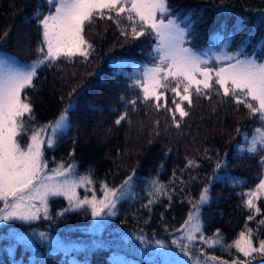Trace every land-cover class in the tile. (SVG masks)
<instances>
[{
  "label": "trees",
  "instance_id": "obj_1",
  "mask_svg": "<svg viewBox=\"0 0 264 264\" xmlns=\"http://www.w3.org/2000/svg\"><path fill=\"white\" fill-rule=\"evenodd\" d=\"M168 6L179 21L191 17L193 27L187 45L193 49L220 47L218 33L220 37L234 34L229 52L237 51L243 41L244 53H255L258 59H264V0H168ZM37 10L48 13L45 0H0V48L24 63L35 61L37 48L42 46V28L33 17ZM116 19L125 26L121 18ZM122 27L108 19L87 25L84 37L94 48L88 58L62 57L51 67H42L34 89L26 90L33 106V129L57 119L69 103L73 105L68 113L70 128L54 148L44 151L48 169L74 165L76 175H90L97 193L105 184L118 188L132 177L131 194L118 205L117 215L108 227L112 231L144 232L165 238L181 228L193 210L192 204L205 187H210V201L202 211L206 237L219 232L227 244H232L247 226L254 237L264 239V226L258 224L264 218V194L257 202L261 215H255L245 205L246 193L255 190L264 178L261 155L237 150L244 138L252 137L254 129L262 127L259 119L250 116L242 105L237 109L232 99L212 91L210 99L194 95L191 106L184 102L182 106L189 115L181 119L177 113L180 127H176L167 108L158 111L154 100L144 102L142 91L133 86L139 78L131 75L133 65L153 63L154 36L125 37L121 35ZM165 96L167 107L174 108V95L169 91ZM132 100L137 101L135 106L128 103ZM124 113L127 118L116 124ZM28 137L24 136L21 144ZM188 160L199 166L186 168ZM218 160L226 166L217 169ZM153 181L163 186L162 194L153 192ZM79 192L82 195L85 190ZM150 199L155 203L144 207ZM65 209L64 198H53L48 221L7 223L0 230L4 234L0 264L34 258L21 246L13 254L8 252L12 244L9 236L14 233L35 237L36 233L56 231L65 238H81L83 228L92 226L91 212L86 208ZM249 215H255V219L249 221ZM35 240L46 263L37 257L34 264H70L72 254L49 252ZM194 245H202L206 255L229 263L240 255L235 248ZM117 254L120 255L116 249H103L74 259L83 264H111L110 258ZM262 261L264 258L259 256L253 260Z\"/></svg>",
  "mask_w": 264,
  "mask_h": 264
},
{
  "label": "snow or ice",
  "instance_id": "obj_2",
  "mask_svg": "<svg viewBox=\"0 0 264 264\" xmlns=\"http://www.w3.org/2000/svg\"><path fill=\"white\" fill-rule=\"evenodd\" d=\"M45 2L49 8L47 14L39 10L33 13L42 28V46L37 48L38 58L31 64H21L14 57H0V203L3 205L0 207V221H34L40 218L41 209L47 218L48 197L58 195H65L69 200L70 208L64 211L88 206L93 218L115 216L117 204L128 196L132 177L124 181L118 189L103 185L102 199L98 200L95 195L91 199H81L76 189L91 184L93 181L90 175L74 177V165L63 164L52 170L51 174L45 171L47 163L44 160V147L46 145L48 148H54L60 136L66 134L70 128L68 113L73 107L71 103L55 121L37 129L31 127L34 120L33 106L26 90L34 89V80L38 78L42 67H51L62 57L79 55L87 59L94 48L84 37L85 28L97 19L113 20L117 27H122L120 20L116 19L121 18L125 25L121 35L125 37L131 35L133 39H138L145 35L154 36L151 53L153 63L136 69L139 78L134 81L133 86L142 91L144 102L154 100L158 111L162 107L167 108L176 127H180L177 113L181 119L189 115L182 106L184 102L191 106L194 95L197 98L203 96L210 99L209 93L212 91L232 99L237 109L242 105L250 116L258 118L262 127L254 129L246 151L253 155L260 154L261 164L264 166V59H258L255 53H244L243 41L237 51H227L234 34L220 37L218 33L223 54L206 57L186 46L190 43L188 37L193 27L191 17L186 16L183 21H179L178 17L172 15L173 10L169 8L168 0ZM4 36H7V32ZM261 48L264 50V45H261ZM212 61L219 66H213ZM169 91L175 97L171 101L174 108L167 107L165 93ZM162 99L163 104L160 103ZM136 102L132 100L128 103L135 106ZM126 118L127 113H124L115 123L120 124ZM48 129H51L50 133ZM26 135L29 136V142L22 145L21 140ZM198 166L194 160H188L186 164V168ZM222 166L226 165H222L218 160L217 169ZM173 175L175 176V172ZM152 184L156 195L164 192L163 186L157 181ZM262 194L264 179H260L255 190L246 193L248 199L245 205L254 210L255 215H261L257 202ZM209 200V189L205 187L199 199L192 204L193 211L189 212L188 219L176 230L182 231L184 235L172 243L180 247L192 264H228V261H221L215 256L204 260L202 251L199 256L191 253V247L197 240L208 248H235L240 255L234 258L231 264H252L257 256L264 258V239L254 237L253 230L247 226L246 231H241L232 244H227L219 232L213 237L204 235L201 205L207 204ZM153 203L155 200L150 199L144 207ZM255 215H249L248 220H254ZM258 224L264 226V218L260 219ZM39 235L41 239H47L45 233ZM156 245L160 248L167 247L159 240ZM241 256L244 259H241Z\"/></svg>",
  "mask_w": 264,
  "mask_h": 264
},
{
  "label": "rangeland",
  "instance_id": "obj_3",
  "mask_svg": "<svg viewBox=\"0 0 264 264\" xmlns=\"http://www.w3.org/2000/svg\"><path fill=\"white\" fill-rule=\"evenodd\" d=\"M217 42L219 43L220 47H217L216 45H212L209 48H206L199 52L202 56L206 57H214L216 55L223 54V49L221 47L219 39H217ZM188 46V45H186ZM227 51L228 48H227ZM10 56L14 57L18 60L21 64H31L30 63H24L21 60H19L16 56H13L12 54L2 50L0 48V57L3 56ZM120 64H125V61H120ZM130 64V63H129ZM213 66L218 67L215 63V61H212ZM136 65V66H135ZM133 65V72L131 75L139 77V73L136 71L137 68L142 67L143 65H147L144 63H138ZM56 120V119H55ZM53 120V121H55ZM52 122V121H51ZM50 123V122H49ZM48 123V124H49ZM47 125V124H46ZM51 129H48V132L50 133ZM47 138V135H45V139ZM252 139V137L244 138L243 143L237 146V150L240 152H245L249 141ZM29 142V137L26 142H24L22 145ZM47 148L45 145L44 151ZM49 174L52 173L47 167L45 170ZM75 166H74V177H83L78 176L75 174ZM62 179V178H61ZM264 179V178H263ZM120 188V187H118ZM117 188V189H118ZM210 192V187H207ZM80 189H84L85 192L80 195ZM132 191V182L130 189L128 190V196L131 194ZM77 195L83 199L84 197H88L89 199L92 198L93 195L99 200L104 197V190L101 189L100 193L95 192V190L92 188L91 184H87L81 187H78L76 189ZM210 195V193H209ZM127 196V197H128ZM53 198L59 199L64 198L67 202V209L70 208L69 200L67 196L65 195H58V196H50L48 197V216H49V208H50V200ZM122 199L121 201H123ZM121 201L116 206V215H117V209L118 205L121 203ZM210 201V200H209ZM208 204V203H207ZM207 204L201 205V224H202V211L203 207ZM84 208L88 209L91 212V209L88 206H85ZM80 209H73L69 211H75V210H81ZM107 211V210H105ZM193 211V210H192ZM115 216H105L103 218H93V223L91 227L83 228L81 238L72 239L70 237L65 238L64 236H61L60 233L56 231H43L40 233H45L47 236V239H41L39 233H36V236H27V235H21L20 233L12 234L10 235V239L12 240V244L7 247L8 252L14 253L18 246H21L23 252H29L30 254H34V258L27 262H22L20 259L18 260V264H34L37 257H42L44 259V263H46L45 257L42 256L41 251L38 249V243L36 242L35 238L39 243H42L44 246H46V250L49 252L55 253L56 251H63L67 254H72L73 256L69 259L70 264H83L74 259V256L82 255V254H91L94 251H101L103 249L110 250V249H116L119 251L120 255H113V257L110 258L111 264H192L189 257L185 256L180 247L174 245L172 243L173 240L178 239L179 237H182L184 233L182 231L178 232L175 231L174 233L170 234L169 236L165 238H159L152 234H145L144 232H130L128 234H125L123 231L119 230H110L108 229L111 222L114 220ZM45 218L43 209H41L40 218L34 221L25 222V221H19V220H12V221H0V230L7 224V223H13V222H20V223H35L39 220H44L45 222L49 220V217ZM188 219V218H187ZM199 236V234H197ZM4 236V234L1 235L0 231V256H2V247H1V239ZM141 237L143 239H141ZM86 238V239H85ZM159 240L167 245L165 248H160L156 245V241ZM183 243H186V241H182ZM200 243L199 240L195 241L193 243V246L191 247V253L199 256L201 254V251L203 252L202 259L207 260L210 257V255H206L205 251L202 249V245H194ZM221 260V259H219ZM224 261V260H221ZM213 264H218V262H213ZM228 264H231L228 262ZM252 264H262V263H256L252 262Z\"/></svg>",
  "mask_w": 264,
  "mask_h": 264
}]
</instances>
